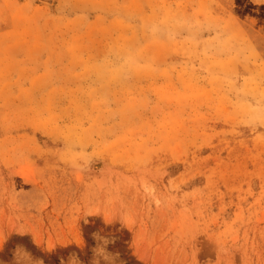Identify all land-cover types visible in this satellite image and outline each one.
<instances>
[{
	"label": "rangeland",
	"instance_id": "1",
	"mask_svg": "<svg viewBox=\"0 0 264 264\" xmlns=\"http://www.w3.org/2000/svg\"><path fill=\"white\" fill-rule=\"evenodd\" d=\"M129 52L149 66L110 73ZM20 227L41 245L12 232L3 264H91L95 233L117 264H264V0H0V231Z\"/></svg>",
	"mask_w": 264,
	"mask_h": 264
},
{
	"label": "clouds",
	"instance_id": "2",
	"mask_svg": "<svg viewBox=\"0 0 264 264\" xmlns=\"http://www.w3.org/2000/svg\"><path fill=\"white\" fill-rule=\"evenodd\" d=\"M147 30L154 38H160L161 35L167 34L169 38H172L171 29H166L163 24L158 21H153L150 25L147 26ZM149 66V61L145 64L140 65L136 60V57L133 53L129 52L127 55L121 58L119 66L109 67L108 71L112 74H118L121 71H127L130 68H135L137 70H145ZM60 156L64 159V162L74 171L80 174H87L94 164L95 157L88 152L87 147L80 145L72 141H65L62 148L59 150ZM92 215H102L106 223L110 224L114 219L119 218L124 224V215L123 214H112L106 218L105 213L102 209L97 208L95 212H90L89 208L85 207L81 210V213L78 217V220L84 216ZM16 232L19 235H24L26 233H31L34 238V242L37 245L36 239L33 233L29 230H26L22 227L13 228L6 232L0 231V250H2L5 241L8 239V236ZM94 238L97 241L96 247L93 249V259L91 264H117L118 254H113L108 251V245L112 242L108 237L101 235L100 233H95ZM55 247L48 248L45 247V250L51 252ZM221 254H226L227 250L225 248L220 249ZM3 264V262H0ZM12 264H44L43 259L34 257L33 254L27 250L24 246L18 245L13 253ZM61 264H82L79 256L76 253H70L67 257V260L61 258Z\"/></svg>",
	"mask_w": 264,
	"mask_h": 264
}]
</instances>
